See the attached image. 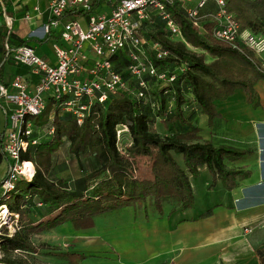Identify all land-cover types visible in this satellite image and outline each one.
<instances>
[{"label":"trees","instance_id":"1","mask_svg":"<svg viewBox=\"0 0 264 264\" xmlns=\"http://www.w3.org/2000/svg\"><path fill=\"white\" fill-rule=\"evenodd\" d=\"M225 1L227 10L234 14L243 30L264 34V0ZM175 19L185 41L172 38L158 18L147 25L144 33L171 50V57L162 60L155 58L150 50L149 56L161 68L176 66L175 80L156 83L145 99L119 92L105 103L93 105L81 124L71 114H60L51 99L40 115L32 117L38 128L53 126L55 132L38 136V142L30 144L21 155V161L33 162V177L20 176L12 191L1 192L0 206H6L17 219L12 218L16 225L13 233L7 229L0 231V263L30 264L15 251H35L33 234L52 230L65 222L86 229L93 225L97 215L139 201L141 197L134 196L138 182L132 177L133 161L129 152V156L121 152L120 143L131 142L148 152L157 149L163 161L153 171L156 192L162 196L163 190H171L170 194L180 201L179 207L183 210L195 207L190 175L198 177L200 168L206 166L211 172L210 187L220 178L228 190L237 187L238 178L247 174L228 167L227 160L238 161L251 151L214 146L211 140L200 142L201 128L197 121L204 114L213 126L220 117L215 102L227 99L238 89L253 101L255 85L264 79V60L250 49L242 51L217 39L212 24L196 27L180 11L176 12ZM11 36L1 35L3 54L7 58L10 56L7 43L13 48L26 44L23 41L13 46ZM128 62L124 53L117 68ZM184 63L185 71L181 68ZM0 83L8 86L1 77ZM120 125H126L128 130L118 134ZM3 127L0 125V167L6 160L8 171L10 159L3 149ZM34 135L37 136V131ZM175 153L183 158L185 167ZM66 155L84 160L94 157L97 167L70 180L64 179L59 171L68 165ZM129 186L131 195L127 197ZM210 212L208 209L199 217Z\"/></svg>","mask_w":264,"mask_h":264},{"label":"built area","instance_id":"2","mask_svg":"<svg viewBox=\"0 0 264 264\" xmlns=\"http://www.w3.org/2000/svg\"><path fill=\"white\" fill-rule=\"evenodd\" d=\"M177 11L196 27L212 24L217 39L262 58L264 34L243 30L225 0H52L45 30L59 31L61 43L53 45L55 62L40 56L33 45L13 48L6 44L8 55L27 66L35 81L18 73L8 86L0 83V101H5L0 104L5 116L3 149L10 159L2 194L12 191L20 176L31 178L35 173L33 162L21 161V155L38 142V136L54 134L53 126L42 130L32 120L47 108L49 99L60 114H71L81 124L93 105L119 92L145 99L156 83L176 79V66L161 68L149 56L150 50L162 60L171 57V50L144 33L158 18L172 38L185 41L175 19ZM70 13L78 17L68 18ZM124 53L129 62L118 69ZM181 68L185 71L186 64ZM119 127L118 134L128 130L126 125ZM10 225L13 233L16 225Z\"/></svg>","mask_w":264,"mask_h":264},{"label":"crops","instance_id":"3","mask_svg":"<svg viewBox=\"0 0 264 264\" xmlns=\"http://www.w3.org/2000/svg\"><path fill=\"white\" fill-rule=\"evenodd\" d=\"M51 1L0 0V77L4 83L9 85L18 73L25 74L31 82L35 76L27 66L3 54L2 34H12L13 46L24 41L33 45L40 56L55 62L53 45L61 43L59 31L52 29L47 33L45 30L50 20ZM77 17L75 13L68 16ZM8 64L15 68L12 75L7 74ZM255 89L253 101L241 89L225 100H217L215 105L220 117L213 126L208 124V118L205 128L197 121L201 128L200 142L211 140L214 146L251 151L238 161L227 160L228 167L247 174L238 178V185L232 190L226 189L220 178L210 187L212 174L206 166L200 168L198 177L190 175L195 207L183 210L179 204L175 209L170 208L168 233L173 247L168 250L170 256L157 264H264V79L256 83ZM4 124L5 116L0 113V125ZM178 160L185 167L183 158ZM5 173L6 167L2 164L0 181ZM197 183L200 190L219 196L206 209H211L210 214L202 218L199 214L206 210L192 212L197 209Z\"/></svg>","mask_w":264,"mask_h":264},{"label":"rangeland","instance_id":"4","mask_svg":"<svg viewBox=\"0 0 264 264\" xmlns=\"http://www.w3.org/2000/svg\"><path fill=\"white\" fill-rule=\"evenodd\" d=\"M261 56L264 58V52ZM6 70L9 75L15 73V68L9 64ZM0 104L5 105V101L1 100ZM0 113L4 116L1 109ZM198 120L205 128L207 116L201 114ZM119 148L125 156H131L129 158L134 167L132 177L138 182L134 196H140L141 201L97 215L93 225L86 229L65 222L52 230L33 234L31 241L35 251L16 252L18 257L26 258L30 264H157L170 256L168 250L173 247L168 233L170 208L178 207L180 201L170 194L171 190H163L162 196L156 192L153 171L162 164V156L157 149L144 151L131 142L120 143ZM66 156L68 165L59 171V176L64 179L70 180L97 167L94 157L84 160ZM4 165H7L6 160ZM8 171L0 181V197L1 184L8 177ZM200 182L203 183L204 179ZM199 183L196 184L197 209L189 212L204 211L219 199L215 193H208L202 188L200 190ZM126 191L127 197L131 195L130 186ZM165 194H168L169 198L165 197L168 199L163 197ZM4 210L0 211V214L3 213L0 216V231L7 229L11 232L12 218L17 219V216H13L9 210L5 213Z\"/></svg>","mask_w":264,"mask_h":264},{"label":"bare ground","instance_id":"5","mask_svg":"<svg viewBox=\"0 0 264 264\" xmlns=\"http://www.w3.org/2000/svg\"><path fill=\"white\" fill-rule=\"evenodd\" d=\"M5 207H6V206H3V207L0 209V211H1L2 209H4ZM4 212L7 213V212H8V208H5ZM2 214H3V213H1L0 216H1Z\"/></svg>","mask_w":264,"mask_h":264}]
</instances>
